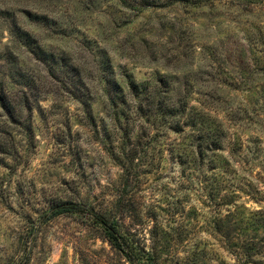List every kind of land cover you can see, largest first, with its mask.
Returning <instances> with one entry per match:
<instances>
[{"label":"rangeland","instance_id":"rangeland-1","mask_svg":"<svg viewBox=\"0 0 264 264\" xmlns=\"http://www.w3.org/2000/svg\"><path fill=\"white\" fill-rule=\"evenodd\" d=\"M175 1L0 0V264H128L92 215L155 264H234L212 222L264 210V3ZM184 101L219 120L196 167L156 112Z\"/></svg>","mask_w":264,"mask_h":264},{"label":"trees","instance_id":"trees-1","mask_svg":"<svg viewBox=\"0 0 264 264\" xmlns=\"http://www.w3.org/2000/svg\"><path fill=\"white\" fill-rule=\"evenodd\" d=\"M246 3H264V0H240ZM176 3L183 4L186 0H176ZM141 88V87H140ZM139 98L137 110H142V105L145 102V95L142 94V89L135 93ZM162 117L168 116L174 120L177 132L184 140L188 142L190 151L184 145L179 155H184L186 161L180 160V164L193 163L196 165L203 163V152L218 151L221 148L222 137L217 136L215 124L219 123L215 112L204 110L198 107H189L187 101L180 102L168 108L160 107L156 110ZM215 114V115H212ZM167 119H163L166 122ZM221 125V124H218ZM219 127V126H218ZM131 151V150H129ZM180 159V158H179ZM126 160V159H124ZM229 163L223 160L221 167L224 169ZM214 164L216 165L215 161ZM219 165V164H218ZM124 168V164L121 165ZM208 169L216 170L217 167L209 166ZM124 175H128V171H123ZM224 173V171H223ZM216 174L210 181L200 182L201 191L206 194V197L211 204L215 206H228V202L218 200L219 189L221 182ZM197 179V178H196ZM199 184V185H200ZM217 192V193H216ZM255 202H262L264 199H253ZM99 220L100 225L107 231L108 242L112 248L122 254L128 264H155L151 255L137 251V248L128 244V239L116 230V227L108 225L100 217L92 215ZM213 231L221 238L226 252L234 260V264H264V210L248 211L247 213L239 212L236 207L232 211H228L225 215H220L212 222ZM260 232H263L260 236Z\"/></svg>","mask_w":264,"mask_h":264}]
</instances>
